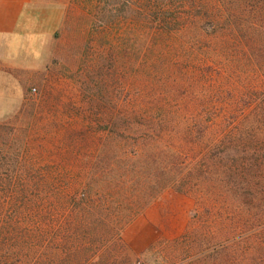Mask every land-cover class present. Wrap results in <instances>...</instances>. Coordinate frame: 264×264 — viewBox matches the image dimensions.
I'll use <instances>...</instances> for the list:
<instances>
[{
  "label": "rangeland",
  "instance_id": "374dc122",
  "mask_svg": "<svg viewBox=\"0 0 264 264\" xmlns=\"http://www.w3.org/2000/svg\"><path fill=\"white\" fill-rule=\"evenodd\" d=\"M36 15L52 30L0 104V264H157L159 247L172 260L264 221V0H46ZM136 172L173 187L123 223L80 199Z\"/></svg>",
  "mask_w": 264,
  "mask_h": 264
},
{
  "label": "trees",
  "instance_id": "16d2710c",
  "mask_svg": "<svg viewBox=\"0 0 264 264\" xmlns=\"http://www.w3.org/2000/svg\"><path fill=\"white\" fill-rule=\"evenodd\" d=\"M178 3L180 2L178 1ZM181 13L187 14V11H179L175 14L180 15ZM137 176L138 173L136 172L127 177L126 182L130 183L128 189L124 187V189L103 195L95 192L96 200L88 199L82 193L80 199L85 203L88 201L87 204L91 207L99 204L104 208L103 210H112L114 222L116 224L123 223L139 212L162 189L173 187L171 183H168L163 177L159 176H156L152 182L138 187L134 185L137 184L134 182ZM108 205H113V207L110 209L107 207ZM208 235L207 233V235H200V237L207 238ZM256 237L260 239H258L259 243L254 246V239ZM180 238L176 242V247L183 250L185 248L183 247L185 237L181 236ZM111 240L115 241L113 238ZM211 240L205 243V240L201 239L202 247L194 252H184L172 260H168L171 251H167L164 247H159L163 248V251L161 252L162 259L157 264H264V221H261L255 227L240 228L230 235H222L219 239ZM252 251L253 255L251 256ZM132 264L144 263L136 259Z\"/></svg>",
  "mask_w": 264,
  "mask_h": 264
},
{
  "label": "crops",
  "instance_id": "0c3cea01",
  "mask_svg": "<svg viewBox=\"0 0 264 264\" xmlns=\"http://www.w3.org/2000/svg\"><path fill=\"white\" fill-rule=\"evenodd\" d=\"M46 0H0V104L6 100H18L23 93V82L12 70L19 66L16 58L25 56L24 50L40 47L39 38L48 36L52 28L39 22L37 10L45 6ZM21 43L22 50L17 48ZM26 46V47H25ZM20 52V53H18ZM31 55V54H30ZM141 248L130 244L135 251H140L152 240L146 233Z\"/></svg>",
  "mask_w": 264,
  "mask_h": 264
}]
</instances>
